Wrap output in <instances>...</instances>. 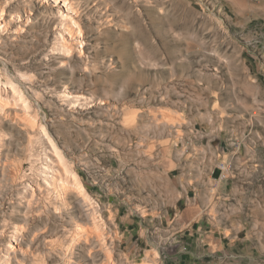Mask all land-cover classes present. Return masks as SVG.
Masks as SVG:
<instances>
[{
	"label": "rangeland",
	"instance_id": "obj_1",
	"mask_svg": "<svg viewBox=\"0 0 264 264\" xmlns=\"http://www.w3.org/2000/svg\"><path fill=\"white\" fill-rule=\"evenodd\" d=\"M74 2L0 0V264H264V0Z\"/></svg>",
	"mask_w": 264,
	"mask_h": 264
},
{
	"label": "bare ground",
	"instance_id": "obj_2",
	"mask_svg": "<svg viewBox=\"0 0 264 264\" xmlns=\"http://www.w3.org/2000/svg\"><path fill=\"white\" fill-rule=\"evenodd\" d=\"M49 1H51V3H54L55 6H57L56 16L60 23V27L68 35L69 39L65 38L60 32H58V35L60 37L58 44L61 47V49L65 53H67L66 56H68V54L72 53L73 47L75 48L76 43H78L80 46V42L83 37V30L80 27V24L77 20L79 14L77 13V10L75 9V7L77 6V3H75L74 0H49ZM3 10L4 8L0 4V27L5 25V21L3 17ZM14 18L17 19L18 21L22 20V16L19 14V11H17V14L14 16ZM25 18H26L25 21H27L30 17L26 15ZM13 20L14 19H11V21ZM20 28L21 26L18 25V29L15 31H18ZM66 95L69 97H73V99L75 100L80 99L81 97V95H70V94H66ZM25 108H22V109L26 110ZM50 145H51V148L53 149V155L55 156V160L57 162L55 163V165H57V167H50L51 169L50 171L53 174L50 175L49 178H45L46 186L48 187L50 186L51 190L55 194V197L59 199L61 204L66 203V199L70 195L71 192L75 193L81 199L87 200L89 196H87L86 192L84 191L83 185L79 182V180H77V177L75 176V174L71 173V170H68L64 164L61 165V163H63L62 156L51 140H50ZM36 186H37V190H41L43 188L42 185L38 183L36 184ZM29 192H30L29 194L30 200H28V205H30V203L32 202L31 199L33 197V194L35 193V189L31 186V189ZM96 225L97 224L92 225V228L90 229V231H91V234H95L98 237L99 229H98V226ZM74 228L76 230V233L74 232L71 235V245L70 246H74L75 242L79 240L80 236L87 234V231L81 228L80 226H76Z\"/></svg>",
	"mask_w": 264,
	"mask_h": 264
},
{
	"label": "built area",
	"instance_id": "obj_3",
	"mask_svg": "<svg viewBox=\"0 0 264 264\" xmlns=\"http://www.w3.org/2000/svg\"><path fill=\"white\" fill-rule=\"evenodd\" d=\"M263 64H264V58H263Z\"/></svg>",
	"mask_w": 264,
	"mask_h": 264
}]
</instances>
